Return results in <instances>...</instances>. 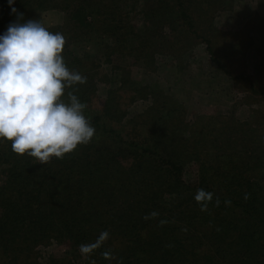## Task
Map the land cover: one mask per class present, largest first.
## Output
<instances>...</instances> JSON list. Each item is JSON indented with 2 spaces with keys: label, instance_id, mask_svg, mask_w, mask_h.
<instances>
[{
  "label": "trees",
  "instance_id": "obj_1",
  "mask_svg": "<svg viewBox=\"0 0 264 264\" xmlns=\"http://www.w3.org/2000/svg\"><path fill=\"white\" fill-rule=\"evenodd\" d=\"M236 2L148 0L135 24L137 0H15L21 22L63 14V23L48 30L64 35L66 66L87 79L62 98L67 102L73 92L86 105L95 133L89 143L45 163L0 140V264H264V107L255 108L264 101V86L262 72H247L248 52L237 51L234 42L244 37L252 45L249 34L262 31L264 16L257 10L237 29L224 22L218 29L220 11H232ZM16 20L0 0V34ZM225 22L231 25V17ZM220 33L233 41L227 47L232 64L245 69L237 75L216 49ZM98 40L105 46L94 62L76 53ZM199 45L237 90H248L255 105L247 97L240 103L256 112L254 120L216 115L188 122L175 103L167 107L172 100L160 91L130 87L123 68L109 78L95 67L113 64L115 53L144 60L149 72L157 57L199 65L191 52ZM150 98V108L129 117L128 109ZM190 165L194 180L185 179ZM200 189L211 199L197 202ZM105 231L89 254L80 252L81 244H95Z\"/></svg>",
  "mask_w": 264,
  "mask_h": 264
},
{
  "label": "clouds",
  "instance_id": "obj_2",
  "mask_svg": "<svg viewBox=\"0 0 264 264\" xmlns=\"http://www.w3.org/2000/svg\"><path fill=\"white\" fill-rule=\"evenodd\" d=\"M7 3L17 20L0 34V140L41 163L62 158L95 133L84 114L86 105L73 92L67 93V102L62 98L87 78L66 66L62 33L49 31L38 19L21 22L15 0ZM194 199L210 200L211 193L200 189ZM107 235L102 232L95 244H81L80 252L89 254Z\"/></svg>",
  "mask_w": 264,
  "mask_h": 264
},
{
  "label": "rangeland",
  "instance_id": "obj_3",
  "mask_svg": "<svg viewBox=\"0 0 264 264\" xmlns=\"http://www.w3.org/2000/svg\"><path fill=\"white\" fill-rule=\"evenodd\" d=\"M148 0H137V9L134 16L137 17L134 20V23H140L142 21V16H138L143 10L144 3ZM219 7V6H218ZM129 8V7H127ZM214 10V9H213ZM257 10L259 14L264 16V8L259 9V0H237L235 8L230 12L219 13V17L216 20V26L218 29H221L223 22L226 28H231L232 30L237 29L238 26H241L243 23L252 20L257 15ZM216 13V14H217ZM231 17V25H228L225 20ZM252 18V19H251ZM41 23L47 28H52L55 26H60L63 23V14L57 11L41 14L40 17ZM216 35L217 44H219L216 49L219 52L224 53L225 59H221L223 65L227 67L228 70L231 69L234 72V75L239 74L241 71L245 70L243 65L234 62L232 64V58L230 57V51L227 49L229 44H232L233 41L228 39V35L225 34L224 37ZM251 38L252 45H247V40L244 37L237 38L234 42L238 45L237 51L241 53L248 52L245 62V67L247 72L252 70H259L262 72V77L259 80L260 83L264 86V28L262 31L253 29L249 34ZM224 44V45H223ZM223 45V46H222ZM105 46V41L98 40L91 43H85L80 48L77 49L76 53L82 56H91L90 60L94 62L95 57L98 54L100 48ZM137 44L133 39H129V48H135ZM202 46L199 45L192 50V54L196 58V62L199 65H188L183 64L182 61L178 62L175 59L171 58H161L157 57V64L155 72H149L145 67V61H140L135 57H132L130 54L127 55H112L113 64L104 65L99 69L97 64L96 70L100 71V75L103 76H115V69L121 67L125 71H128L130 74L131 82L134 88L146 87L151 91H160L163 93L166 98H170L172 102H169L172 106L174 103L175 107L179 111H183L185 118L188 122H194L203 116H216L223 115L231 118H235L244 122L245 120H254L256 112L253 114L249 107L241 104V100L247 97L248 103L252 102L251 96L248 98L250 93L242 85L241 90L236 89L234 82L227 77L222 70L218 69L211 63L208 57H206L203 52ZM94 58V59H93ZM257 59L261 60L262 67H257ZM193 60L192 58L187 59V61ZM208 61L210 64L208 68H203L202 63ZM104 64V63H101ZM183 64V66H178ZM94 67V68H95ZM257 67V69H255ZM95 70V71H96ZM101 77V76H99ZM135 82V83H134ZM253 100L256 96L252 95ZM264 103V101L262 100ZM258 103L255 105V108L261 109L264 107L263 103ZM250 104V105H251ZM153 105V101L150 98V101H139L133 108L128 109L130 111V118L134 117L136 114H139L141 111H146V109ZM128 111V112H129ZM141 120L139 117H136V122ZM142 124V123H141ZM138 126H140L138 124ZM195 167L190 165L186 168L185 179L189 178L194 180L195 178ZM49 253H55V249H50ZM57 254V253H55Z\"/></svg>",
  "mask_w": 264,
  "mask_h": 264
}]
</instances>
